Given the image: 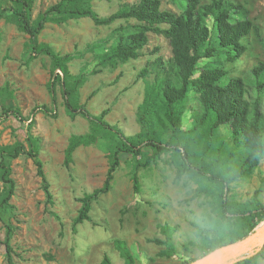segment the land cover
Returning <instances> with one entry per match:
<instances>
[{
    "label": "rangeland",
    "instance_id": "obj_1",
    "mask_svg": "<svg viewBox=\"0 0 264 264\" xmlns=\"http://www.w3.org/2000/svg\"><path fill=\"white\" fill-rule=\"evenodd\" d=\"M58 1L34 0L33 17ZM135 1L94 0L93 7L101 16H108L123 4ZM233 1L246 7L241 16H249L261 28L262 39L255 34L248 36L245 39L249 47L246 53L238 61L225 65L230 76H240L245 80L253 95V68L264 61V0ZM162 6L180 11L172 0H162ZM126 23L118 20L109 26L97 25L89 17H80L62 24H47L40 40L62 55L69 53L74 56L69 63L70 71L84 77L80 104L93 115L109 108L106 119L133 137L140 130L136 113L143 101L146 83L155 78L153 73L141 76V70L149 65L148 61L159 56L167 59L172 52L167 38L150 33L149 44L139 59L130 60L115 69L107 67L93 73L100 68L99 54L109 47L114 29ZM27 42L28 35L13 22H0V91L7 86L13 94L0 96V147L16 141L28 145V133L40 139V158L53 202H48L42 178L32 158L22 154L13 159L12 177L16 181V192L11 203L14 207L0 210V240L5 239L7 224L12 223L15 227L11 241L15 264H101L105 254L114 264H124L114 244L117 238L127 241L138 264H182L201 257L200 244L218 229L220 219L212 210V195L200 191L198 183L188 175L177 177L171 153L139 171L141 189L138 192L131 177L135 159L122 154V163L111 190L92 202V220H85L77 225L76 231L73 230V220L82 205L80 198L101 187L105 181L110 165L109 154L115 149L117 137L109 134L99 138L95 144L78 147L73 161L66 165L65 150L71 135L91 132L92 124L86 117L80 114L72 116L67 111L59 87L54 106L48 88L50 58L41 55L29 60L31 52ZM191 105L198 107L197 101L190 103L183 115V129L193 127ZM15 106L20 108L25 118L33 117L31 128L26 127L30 120L24 124L13 115L5 117L2 114L3 107ZM42 106H47L54 114H45L37 109ZM231 134L228 124L222 125L218 131V136L227 143ZM203 184L214 188L209 181L203 180ZM256 189L261 190L260 197L264 203V158L251 176L231 184L229 194L245 201ZM165 225L177 227L173 235L176 253L171 257L159 254L164 245L150 241L165 239L162 230ZM263 225L264 221L256 227L259 230ZM0 264H7L4 245L0 247ZM259 264H264L263 258Z\"/></svg>",
    "mask_w": 264,
    "mask_h": 264
},
{
    "label": "trees",
    "instance_id": "obj_2",
    "mask_svg": "<svg viewBox=\"0 0 264 264\" xmlns=\"http://www.w3.org/2000/svg\"><path fill=\"white\" fill-rule=\"evenodd\" d=\"M94 0H59L34 18V0H0V22H13L28 35L29 60L41 55L51 62V77L48 82L54 106L57 104L59 87L67 111L89 119L91 132L73 134L65 150V163L70 165L74 153L80 146H89L109 134L117 137L115 149L109 154V168L101 187L80 198L81 207L73 220V230L85 220H92V202L102 193L111 190L115 174L121 166L122 154L135 159L131 175L135 191H140L139 171L157 163L166 154H172L177 168V177L184 175L198 183L200 191L212 195L213 212L220 219V226L210 238L201 242L202 255L217 247L235 242L248 235L264 221V203L261 190L256 189L245 201H239L229 194L231 184L249 177L264 158V61L253 68V95L248 84L240 76H230L226 63L241 59L248 50L245 39L255 34L260 39V25L249 16H241L246 7L233 0H172L179 12L165 9L162 0H137L125 3L108 16H101L93 7ZM89 17L97 25L109 26L118 20H125L114 29L112 42L107 50L99 54L98 70L117 68L130 60L139 59L148 46L150 33L162 35L170 42L172 55L148 61L140 75H155L145 87L143 101L137 109L139 132L131 137L116 128L107 119L110 109L93 115L85 105L80 104V88L84 82L82 74L71 73L69 63L72 54L62 55L51 45L40 40V34L47 24H62L71 19ZM135 20V22H130ZM12 96L9 87H3L0 96ZM193 127L183 129V115L190 103ZM3 105V103H1ZM45 114H54L47 106L37 107ZM34 109V112H37ZM5 117L13 115L20 122L27 120L31 128L33 117L25 118L18 106L3 107ZM232 130L229 143L218 136L222 125ZM28 145L21 141L0 147V210L12 209L11 199L16 192V181L12 177L11 161L22 154L28 155L37 166L42 178L48 202H53L49 181L40 158V139L27 134ZM28 146V147H27ZM203 180L214 184L211 189ZM165 239H153L165 248L161 256L171 257L176 253L173 241L177 227L165 225L162 228ZM15 227L7 224L4 240L7 264H15L12 238ZM115 247L124 259V264H138L137 259L124 239L114 240ZM264 259V246L251 257L235 264H259ZM194 260V259H193ZM190 260L182 264H188ZM101 264H114L105 254Z\"/></svg>",
    "mask_w": 264,
    "mask_h": 264
},
{
    "label": "water",
    "instance_id": "obj_3",
    "mask_svg": "<svg viewBox=\"0 0 264 264\" xmlns=\"http://www.w3.org/2000/svg\"><path fill=\"white\" fill-rule=\"evenodd\" d=\"M264 246V226L259 234L257 227L241 239L217 247L189 264H235L255 255Z\"/></svg>",
    "mask_w": 264,
    "mask_h": 264
},
{
    "label": "bare ground",
    "instance_id": "obj_4",
    "mask_svg": "<svg viewBox=\"0 0 264 264\" xmlns=\"http://www.w3.org/2000/svg\"><path fill=\"white\" fill-rule=\"evenodd\" d=\"M263 226H264V225H263ZM263 226H262V227H263ZM262 227H261L259 230L257 229V230H258V232H259V234H261V233H262Z\"/></svg>",
    "mask_w": 264,
    "mask_h": 264
}]
</instances>
